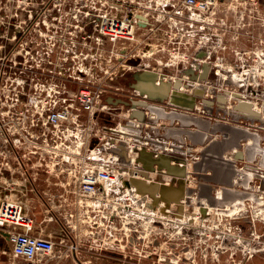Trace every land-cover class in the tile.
<instances>
[{"label":"built area","instance_id":"2783aa9c","mask_svg":"<svg viewBox=\"0 0 264 264\" xmlns=\"http://www.w3.org/2000/svg\"><path fill=\"white\" fill-rule=\"evenodd\" d=\"M62 1L67 0H0V175L20 177L25 188L22 191L26 192L30 181L27 168L33 166L32 159L38 158V161L46 165V160H49L54 162V165L62 164L63 171L73 182L70 193L75 195L74 205L102 206L108 199L109 192L115 189L114 185L121 180L126 183V190L141 200L138 207H144L150 195L141 194L137 187L131 184V180L137 178L149 183L175 185L179 179V176L170 174L165 168H159L157 165L148 171L147 177L143 176L141 172L144 167L137 161V157L139 150L145 148L152 151L154 156L167 154L185 160V163L176 161L172 163L186 167L184 177L186 199L187 190L191 189L188 187L190 180L187 179L190 172L187 169V159L179 156L185 150L180 146L185 144L178 136L175 139L168 137L166 131L168 125L157 112L158 106H163L164 102L151 100L133 89L135 95L124 99L129 101L146 99L148 103L146 106H136L137 110L144 112V119L132 117L135 108L126 106L125 120L112 126L110 123L114 117L110 116L111 119L102 118L104 121L98 125L103 109H117V105L109 103L106 97H103L102 90L94 89L89 84L77 90L68 86L75 78L71 74L67 77L66 66H74L80 44L92 42L99 47L108 41L115 46L119 41L134 38L138 19L132 3H128L127 0H98L105 4L106 9L96 13L94 2L97 0H84L88 4V9L85 13L86 18L80 21L81 11L78 10L80 13L74 12V9L64 11ZM149 1L156 3L158 6L155 7L156 10L158 8L165 10L166 6L161 7L160 4L170 3L172 8L168 10L173 9L179 19L190 27L196 24V28L199 25L200 30L215 22L210 15L220 10V2L222 3V0ZM52 2L59 4L54 3L50 6ZM45 6H48L47 11L56 13L50 23H46L47 28L38 19ZM65 16L69 21L64 24L62 17ZM73 18L76 21V24H73L75 29H70L68 26H73L71 24ZM251 18L253 19L247 31L251 40L250 49L236 50V61L231 60L228 66L233 85L218 88L209 80L196 83L194 89L198 86L205 88L202 98L213 101L211 110L206 108L207 105L200 96L197 107L193 109L176 106L169 101L166 106L167 112L176 111L192 115L195 111L203 112L204 114H199V117L209 116L216 110L220 115L217 122L230 124V121H234L235 124L246 127L255 137L254 140L249 139L245 142L247 146L253 147V155L242 159L243 163L240 165H237L240 159L235 150L233 162L236 164L238 174L236 182L241 183L245 180L242 186L247 188L250 194L243 201L236 202L241 208L234 210L240 211L245 207V202L250 201L255 211L253 214H262L264 218V92L262 101H257V98L260 99L258 88L260 85L264 88V15L262 17L252 14ZM256 22L261 24V27H257ZM220 23L227 24L223 18ZM225 47L223 46V49ZM200 48L202 47L197 48L198 52L202 50ZM125 50L127 51L126 45L122 46L120 51ZM203 51L208 56L213 53L210 46H205ZM242 55L251 57V61L243 63L237 61ZM223 59L227 62L226 57ZM191 66L195 68V64ZM158 72L163 74L165 80H176L175 76L160 70ZM114 77L110 76V79ZM189 88L187 87V90L190 93L194 91L193 88ZM239 95L240 97H237ZM220 96L225 99L223 106H220ZM246 101L251 103L254 113H260L255 120L243 117L235 119L227 112L229 110L237 112L239 109L235 106ZM79 110L87 112L85 122ZM248 114L249 112L241 115ZM128 123H132L133 127H127ZM120 129L125 132H120ZM154 141L163 142L165 145ZM123 144L127 150L128 161L117 152ZM186 154H192V150L189 152L188 149ZM12 183L14 184L11 185L9 182L5 186H0V236L8 240L11 251L16 257L22 258L24 264H36L40 256L48 255L65 246V242L63 239H56L55 236L33 233L34 219L25 209L23 201L12 195L17 192V184ZM66 195L60 196L59 208L67 204ZM184 198L180 202L185 200ZM202 206L209 209L205 201ZM217 210L225 209L219 207ZM252 225L255 227L254 222ZM251 236L256 238L255 229L251 231ZM235 237L229 238V243L222 244L223 239L227 237L216 235L217 239L212 241V245H215L217 250L220 249L213 253L218 261L220 253L227 251L228 248L233 255L243 247V253L248 252V256H251L254 250L263 249L262 246L254 248L251 245V248L247 249L249 245L242 242V238ZM205 242L206 256V250L211 242L209 238Z\"/></svg>","mask_w":264,"mask_h":264},{"label":"rangeland","instance_id":"374dc122","mask_svg":"<svg viewBox=\"0 0 264 264\" xmlns=\"http://www.w3.org/2000/svg\"><path fill=\"white\" fill-rule=\"evenodd\" d=\"M127 1L132 3L138 19L134 38L119 41L115 46L108 41L99 47L98 44L92 42L80 44L74 66H66L67 77L68 74H71L76 80L69 82V87L77 90L89 84L94 89L102 90L103 97L117 95L126 98V96L135 95V91L129 86V83L132 81V72L139 68H156L164 73H170L176 79L178 77L186 78V75H181L183 69L193 60H197V63L202 62V59L197 58L196 55L199 46L202 47L200 48L202 50L205 46H210L213 53L206 60L218 63L215 67L217 74L212 72L209 82L218 88L232 86L233 81L228 73L229 63L231 60L236 61V50L250 49L251 40L247 31L249 30L248 24L253 19L251 18L252 14L262 17L264 15V0H258L259 2L247 0L220 2V10L210 15L215 19V22L206 26L204 30H200L199 25L196 28V24L190 27L179 19L173 9L168 10L172 8L170 3L160 4L161 7L166 6L165 10L163 8L156 10L155 7H158L156 3L149 0ZM62 2L64 11L74 9V12L80 13L78 11L80 10L82 15L79 16V20L83 21L82 19L86 18L85 13L88 9L86 1L67 0ZM54 3L59 4L52 2L50 6H53ZM94 5L96 13L106 9L105 4L98 0L94 2ZM235 16L237 19L230 25V20H233ZM222 18L228 24L221 25ZM62 20L64 24L69 21L66 16L62 17ZM72 20L71 24L75 25L76 21L74 18ZM74 25L68 27L75 29ZM256 26L261 27V24L257 23ZM234 36L235 39H233ZM93 45L96 46L95 49ZM124 45L127 46L128 52L120 51ZM223 46H226L225 49ZM217 57H226L227 62L224 60L225 63H223ZM115 74L116 77H114ZM226 75L228 77H225ZM110 76L114 78L110 79ZM258 80L263 81V79ZM259 88L264 89L263 85H260ZM262 95L263 93L260 94V99L257 98V101H262ZM164 103L166 104L167 101ZM126 108L103 109L97 124L104 121L102 118L111 119L110 116H113L111 121L115 124H111V122L110 125L115 126L121 120H125L124 109ZM158 108L163 109L162 106H158ZM79 111L83 122H85L87 112ZM212 112L210 117L206 116L208 118L205 115L199 117V114H204L203 112L195 111L193 115L177 112L176 117L178 118L176 119L182 125H188L189 122L193 127L195 125L202 127L206 119L217 122L220 115L216 110ZM221 127L219 126V128ZM63 181L69 188L73 187V182L67 174ZM114 187L115 189L109 192L108 199L102 206L74 205L75 195L67 194L65 196L67 204L56 212L61 223L51 221L48 226L40 224L41 214H38L36 216L37 228L57 235L64 227L69 233L66 238H80L81 240L80 248L77 242L73 244L65 241L66 248L109 251L110 254L113 252L112 256L114 257H112L111 264H125L123 262L125 255L130 261L129 264H133L131 256H138L134 262L137 264H205L206 256L211 264H218L220 258L218 261L217 256L215 258L213 253L220 249L217 250L215 245H212L217 239L216 235L219 234L227 238L235 236V238H253L251 231L255 229L256 238H264V218L262 214H253L255 211L251 207L250 201H246L245 207L240 211L234 210L238 209L234 206L235 201H228L229 205L221 200L218 201L219 205L225 211L214 209L213 206H208L207 210L202 206L203 201H200L201 194L198 193V189L193 188V195L187 192V198H184L185 200L180 203L155 201L149 196L146 205L138 207L141 200L136 198L131 191L126 190V183L120 180ZM207 205L209 204L207 203ZM238 207L241 208L239 203ZM252 222L255 223V227ZM230 233L234 236H231ZM207 238L211 245H208L205 256ZM158 242L161 244L158 245ZM63 247H59L57 250H62ZM133 258L132 260H135V257Z\"/></svg>","mask_w":264,"mask_h":264},{"label":"crops","instance_id":"0c3cea01","mask_svg":"<svg viewBox=\"0 0 264 264\" xmlns=\"http://www.w3.org/2000/svg\"><path fill=\"white\" fill-rule=\"evenodd\" d=\"M159 1L174 2L176 0ZM230 1L239 2L243 0H222V3ZM247 1L259 2L258 0ZM248 25L249 29L250 24ZM154 70L157 69L154 68ZM168 75L171 74L169 73ZM71 89L73 88L71 87ZM115 97L118 96L116 95ZM107 98L108 96L106 99ZM166 105L167 104L164 103L162 106L163 109L157 111L164 123L168 125L166 127L168 133L165 132L169 138L175 139V137L178 136L185 144L184 146L186 147L189 145L191 146L189 150H192V154L190 155L186 154L188 149L184 150V153L179 154V156L186 158L188 161L187 169L190 173L187 179L190 180V185L188 184V187L191 189H188L187 192L189 191V193L193 195L192 187H197L196 190L198 189V193L201 194L200 201H205L210 206H213L214 209L220 207L219 200L226 201L228 198L230 199L233 197L235 202H238L249 196V190L242 186L246 181L243 180L241 183L236 182L238 174L236 164L233 162L236 152H238L237 157L240 159L237 165L243 163L242 159H247L253 155V147L247 146L245 142L249 139L254 140L255 137L246 127L235 123L212 122L209 119L205 120L202 127L200 125V127L198 125L193 127L189 122L188 125H182L179 123L178 119H176L178 118L176 117L177 112H167L168 107ZM119 107L124 108L126 106L124 104H117L116 108ZM124 111H126V109H124ZM219 126L222 127L219 128ZM46 161L47 165L38 161V158L32 159L33 166L27 168L30 181L28 183V188H26V192L22 191V189H25L24 184L18 176L10 177L8 175H0V186H5V184L9 182H11V185L14 184L12 182L17 184V192L12 195L19 197L23 201L25 209L32 215L34 219V234L55 236L56 239H63V242L66 241L67 243L75 244V242H77L80 248V238H66L69 233L64 227L61 229V232L55 235L42 228L38 229L36 226V216L38 214H41L40 224L43 223L48 226L51 221H59L61 223L60 217L58 213H56L59 210V202H61L60 196L70 194L71 190V188L64 184L65 171H63L62 164L58 166L54 165V162L49 160ZM229 242L230 239L225 238L222 244ZM242 242L249 245L247 249H250L251 246H254V248L262 246L263 249L254 250L253 254L248 256V252L246 254L243 253V247L237 250L233 255L230 254L231 251L228 248L227 251H222L220 253V262L218 264H264V238H242ZM63 248L62 250H55L48 255L40 256V260H38L36 264H111L112 257H114L112 256L113 252L110 254L109 251L71 249L66 248V244ZM133 257H135V260H132L134 259ZM130 258L133 264H137L134 262L137 260L138 256H131ZM123 262L125 264H129L130 262L127 260L126 255L124 256ZM0 264H24L22 258L16 257L13 254L8 240L1 236ZM205 264H211L208 257L205 260Z\"/></svg>","mask_w":264,"mask_h":264},{"label":"water","instance_id":"95a60500","mask_svg":"<svg viewBox=\"0 0 264 264\" xmlns=\"http://www.w3.org/2000/svg\"><path fill=\"white\" fill-rule=\"evenodd\" d=\"M205 51H199L198 56H205ZM197 66H200L197 63ZM202 71L196 73L193 68L187 70V74L192 79L205 80L208 77L210 65L204 62V65L201 66ZM132 81L129 83V86L135 90H138L141 94L146 95L151 100H157L160 102L169 101L171 104L176 106L187 107L193 109L196 107L197 94H202L203 91L200 88L194 89V94H188L184 91L178 90L177 86H179L180 79H177L175 82L171 80H165L163 75L158 71L153 69H143L136 70L131 74ZM199 97V95H198ZM220 98H223L220 96ZM201 100L206 104H212V101L201 98ZM107 101L112 104H124L125 106H130L135 108L132 112V117H137L141 120L144 119V112L142 110H137L136 106L140 104V100H127L121 97L108 96ZM146 103V102H145ZM244 104H238L235 106L236 109H239ZM248 115H239L233 113L234 118H256V114L249 110ZM127 127L132 128V123L126 124ZM158 144L165 143L160 141H154ZM177 147V146H176ZM180 148V147H177ZM181 149V148H180ZM124 160L128 161L127 150L125 145L120 146V150L117 151ZM189 152H191L189 150ZM137 161L143 164L144 170H142L141 174L145 177L148 176V171L153 170L155 165L159 168H165L170 174L179 176L177 180V184L175 185H165L158 184L156 182H147L143 179H133L131 180V184H134L138 191L141 194H149L155 201H166L167 203L171 202H180L182 198L185 197L186 192V183L184 177L186 176V167L179 166L173 164L172 161L183 162L184 159L177 158L174 156H169L167 154H160L158 156H154L153 152L147 150L145 148L139 150V156L137 157Z\"/></svg>","mask_w":264,"mask_h":264},{"label":"bare ground","instance_id":"6f19581e","mask_svg":"<svg viewBox=\"0 0 264 264\" xmlns=\"http://www.w3.org/2000/svg\"><path fill=\"white\" fill-rule=\"evenodd\" d=\"M161 74V73H160ZM177 79H180V82H179V86H177V88H178V90H180V91H184V92H186V93H188V94H194L193 92H189L188 90H187V87H190V88H195V86H196V83L197 82H200L201 80H199V79H192V78H189V77H186V78H177ZM176 79V80H177ZM194 85V86H193ZM191 86H193V87H191ZM189 88V89H190ZM198 88H200V89H202V91H203V93L202 94H197V99H198V95L202 98L203 96H204V94H205V88L204 87H199L198 86ZM137 91V90H136ZM237 97H240V95L239 96H237ZM219 101H220V106H223V102L225 101V99L224 98H219ZM146 102V103H145ZM196 102H197V100H196ZM140 104H138V106L139 105H142V106H146L148 103H147V100L145 99V100H140V102H139ZM223 103V104H222ZM212 104H213V101H212ZM212 104H210V105H207V109L208 110H211V106H212ZM197 105H198V103H196V107H197ZM249 110H253L252 109V106H251V104L250 103H248V101L247 102H245L244 103V105H242V107L241 108H239V110L237 111V112H235V111H231V110H229V111H227V112H229L230 114H233V113H236V114H239V115H241V114H247L248 112H250ZM255 111V110H254ZM256 113V115H258L257 116V118L259 117V113L258 112H255ZM138 119V118H137ZM235 119H239V118H235ZM245 119H249V118H245ZM251 120H255V118L253 119V118H250ZM138 120H140V119H138ZM133 125V124H132ZM120 132H125L124 130H121L120 129ZM137 136H139L138 134H137ZM138 138H140V137H138ZM180 147H182V148H185V150H187V149H189L187 146L185 147V146H183V145H181ZM211 169V168H210ZM189 192V191H188ZM189 194V193H188ZM187 195V194H186ZM191 196V195H190ZM225 199V198H224ZM240 199V198H239ZM245 199V198H244ZM228 201H235V199L234 198H228V200H226V201H223V202H225V204L228 202ZM243 201V200H242ZM161 203H162V201H161ZM167 203V202H166ZM227 204H229V203H227ZM169 205V204H168ZM230 205V204H229ZM167 206V205H166ZM208 206H210V205H208ZM234 206L236 207V208H239L238 207V203H236L235 202V204H234ZM241 207V206H240ZM211 208V207H210ZM231 208V207H230ZM185 209V208H184ZM183 209V210H184ZM224 209V208H223ZM229 209V208H228ZM233 209V208H232ZM227 210V209H226ZM200 211V210H199ZM225 211V210H224ZM199 217V216H198Z\"/></svg>","mask_w":264,"mask_h":264},{"label":"flooded vegetation","instance_id":"af4514ba","mask_svg":"<svg viewBox=\"0 0 264 264\" xmlns=\"http://www.w3.org/2000/svg\"><path fill=\"white\" fill-rule=\"evenodd\" d=\"M47 7H48V6H45V10H44L43 12H41L40 15L38 16V19H40V21H41L43 24H45V28H47V27H46V26H47L46 23H47V22L50 23V21L54 18V15L56 14V13L54 14V13H51L50 11H47V10H46ZM229 19H230V18H229ZM236 19H237L236 16L233 17V20H230V23H229V24L231 25L232 22H234ZM227 24H228V23H227ZM211 55H212V54H211ZM211 55L208 56V54L206 53L205 56L199 57L198 54H197V58L202 59V62H198L199 65L203 66V65H204V62H205V63H208V64L210 65L209 74H208V77H207L205 80H209V77L211 76L212 72H214L215 74H217V70L215 69V67L218 65V63H217L216 61H215V62H212V61H208V60H206V59L210 58ZM217 58H218V60L221 59V61H222L223 63H225L223 57H217ZM204 59H205V60H204ZM251 59H252V58L249 57V56L242 55L241 58H238L237 61H242V63H243V62H250ZM91 63H92V62H91ZM191 63H192V64H195V68H193V69H194V71H195L196 73L202 71L201 66H197V60H193ZM192 64L187 65V66L183 69V71L181 72V75H182V76H183V75H186L187 77L190 78V76L187 74V70L190 69V68H192V66H191ZM137 70H143V69H137ZM158 71H159V70H158ZM162 75H163V74H162ZM179 78H182V77H179ZM171 81L175 82L176 80H171ZM257 91H258V93L261 94V93L264 92V89L262 90V89L258 88ZM263 236H264V233H263ZM159 244H161V243L158 242V245H159Z\"/></svg>","mask_w":264,"mask_h":264}]
</instances>
